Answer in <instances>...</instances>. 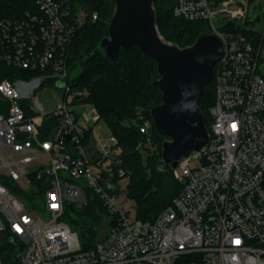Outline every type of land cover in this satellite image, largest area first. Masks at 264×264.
<instances>
[{
	"label": "built area",
	"instance_id": "1",
	"mask_svg": "<svg viewBox=\"0 0 264 264\" xmlns=\"http://www.w3.org/2000/svg\"><path fill=\"white\" fill-rule=\"evenodd\" d=\"M31 1L36 11L0 19V60L29 74L0 82L9 103L0 113V168L5 182L43 204L48 219L0 181V245L21 250L8 264H264V49L243 32L249 0H176L174 16L208 23L225 51L214 73L210 140L178 161L173 171L182 188L152 220L137 218L119 141L99 137L101 118L84 102L87 90L69 78L84 9L76 0ZM49 86L61 103L46 112L29 94ZM151 128L144 118L148 143ZM94 198L108 225L83 248L64 219L66 205Z\"/></svg>",
	"mask_w": 264,
	"mask_h": 264
},
{
	"label": "trees",
	"instance_id": "2",
	"mask_svg": "<svg viewBox=\"0 0 264 264\" xmlns=\"http://www.w3.org/2000/svg\"><path fill=\"white\" fill-rule=\"evenodd\" d=\"M76 1L84 9L87 20L76 31L70 45V68L81 66L78 77L71 84L76 89L87 90L85 99L97 107L111 134L117 137L119 167L130 175L127 192L137 204V218L152 220L172 202L182 188L174 171L160 172L157 169L165 140L159 135L150 112L152 106L162 103L161 91L151 85L159 77L157 63L152 58L145 57L138 48L122 50L117 62L107 60L98 45L108 34L115 0ZM175 3L176 0H155L158 26L166 40L186 47L193 44L202 32H210V29H204V21H187L175 17ZM36 10L37 7L31 0H0V19L21 17L26 12ZM94 14H97L96 20L93 19ZM243 32L256 46L264 49V12L260 13L255 22L247 23ZM1 52L0 46V54ZM263 62L264 57L261 63ZM261 72L264 76L262 69ZM26 76L29 74L25 71L10 67L0 60V82L5 79L15 81ZM215 98L213 77L199 101V107L206 116L207 127L211 124L210 108ZM8 106L9 103L0 97V113L6 114ZM144 118L152 123L150 143L148 135L141 131ZM53 122V119H49L46 123ZM150 147L154 150L144 156L142 149L150 150ZM112 182H117V177ZM73 215L66 210L65 216L69 217L82 247L92 246L98 238V228L106 217V210L94 198L89 199L85 211L74 210Z\"/></svg>",
	"mask_w": 264,
	"mask_h": 264
},
{
	"label": "water",
	"instance_id": "3",
	"mask_svg": "<svg viewBox=\"0 0 264 264\" xmlns=\"http://www.w3.org/2000/svg\"><path fill=\"white\" fill-rule=\"evenodd\" d=\"M134 48L157 63L159 77L151 85L161 91L162 103L150 112L165 138L157 169L173 171L188 152L202 149L210 140L199 101L213 80L225 42L216 32H202L193 44L181 47L162 35L155 0H115L108 34L98 49L107 60L117 62L122 50Z\"/></svg>",
	"mask_w": 264,
	"mask_h": 264
},
{
	"label": "rangeland",
	"instance_id": "4",
	"mask_svg": "<svg viewBox=\"0 0 264 264\" xmlns=\"http://www.w3.org/2000/svg\"><path fill=\"white\" fill-rule=\"evenodd\" d=\"M249 3H250V6H249V14H248L247 21L248 23H253L257 20L260 13L264 12V0H249ZM203 27L204 29L208 30L209 29L208 23H205ZM261 69L262 71H264V62L261 63ZM80 71H81L80 65H76L70 68L69 70L70 81L76 79ZM29 96L31 99L38 100L40 104L44 107V110L46 112L53 111L61 103L60 94L52 86H49L47 88H43V87L37 88L33 91V93L29 94ZM84 102L90 106V110H93L98 118H101V115L97 107L92 102L87 101V99H85ZM97 126L101 132V135L99 136L100 138H106L111 135V130L107 122L104 119L101 118ZM153 147H150V150L142 149V153L144 154V156L151 154L152 151L154 150ZM1 164H2V161L0 159V165ZM6 173L7 171L5 168L3 167L0 168V181H2L3 183L5 182L3 177L6 175ZM5 183L9 185V188L12 191V193L17 195L22 201L25 202L26 207L31 211L33 215L42 214L45 219H48L45 209L43 208V204L36 203L33 199H31L29 197L30 192L24 191L19 184H15L11 182H5ZM66 208H67L66 210L71 214V216H74L73 215L74 210L77 212H83L86 210V206L79 201L73 202L71 206L66 205ZM65 221L70 223L71 228L74 230V227L72 223L70 222V219L68 216H65ZM107 225L108 223L105 217L103 218V220L101 221L99 225L98 237H100L106 232ZM20 251H21L20 249H18L15 245L11 244L10 242L8 244L6 242L2 243L0 245V264H8L10 260L14 258L15 254ZM6 255L7 257H5Z\"/></svg>",
	"mask_w": 264,
	"mask_h": 264
},
{
	"label": "crops",
	"instance_id": "5",
	"mask_svg": "<svg viewBox=\"0 0 264 264\" xmlns=\"http://www.w3.org/2000/svg\"><path fill=\"white\" fill-rule=\"evenodd\" d=\"M22 93L25 94L26 90L24 88L21 89Z\"/></svg>",
	"mask_w": 264,
	"mask_h": 264
}]
</instances>
